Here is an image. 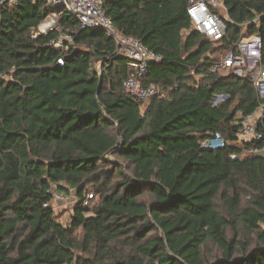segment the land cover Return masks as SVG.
<instances>
[{
	"label": "trees",
	"instance_id": "16d2710c",
	"mask_svg": "<svg viewBox=\"0 0 264 264\" xmlns=\"http://www.w3.org/2000/svg\"><path fill=\"white\" fill-rule=\"evenodd\" d=\"M187 3L102 2L118 32L161 55L142 84L164 96L145 102L123 90L127 59L104 29L81 28L63 13L41 32L54 11L45 0L2 6L0 264H264V154L247 152L263 141L200 145L217 131L235 141L264 102L247 78L208 71L213 55L255 32L264 65V0H223L219 41L191 28ZM62 32L72 42L55 46ZM217 94L225 98L214 104ZM255 129L264 134V109ZM108 156L129 162L131 174ZM70 189L75 202L63 224L52 192ZM252 233L260 244L250 249L240 238ZM209 242L220 251L213 259L203 250Z\"/></svg>",
	"mask_w": 264,
	"mask_h": 264
},
{
	"label": "built area",
	"instance_id": "2783aa9c",
	"mask_svg": "<svg viewBox=\"0 0 264 264\" xmlns=\"http://www.w3.org/2000/svg\"><path fill=\"white\" fill-rule=\"evenodd\" d=\"M16 0H0V12L4 4L15 5ZM47 5L55 8V11L46 18L48 29H51L57 20V16L67 13L73 15L81 28L100 27L115 43L116 54L127 59V76L122 81L125 93L139 101H147L153 95L163 97L164 94L153 85L142 84L146 76L147 67L150 62H158L161 55L150 50L136 38L124 36L118 32L112 21L105 15L102 9L103 0H45ZM226 10L223 0H188L186 13L190 26L211 41H219L226 36V26L221 18L219 10ZM219 12V13H218ZM264 16V13L261 15ZM259 17H255L252 23L257 25ZM56 19V20H55ZM53 23L51 26L50 24ZM249 24V23H248ZM45 32V31H42ZM64 41L72 42V38L66 32H62L53 40L55 46H62ZM261 38L255 32L246 36H241L238 40L228 45L224 56L212 62L208 67L211 73H231L239 77L248 78L257 91L258 97L264 100V65L260 62ZM60 62V61H59ZM225 95L217 94L214 104L224 99ZM264 102L258 106L259 111H263ZM253 121V114H248L242 123V127L237 133L236 140L229 142L224 139L220 132H214L205 137L200 145L203 149H219L226 145L243 147L244 141H263L262 147L251 148L247 152L264 154V134L256 131ZM235 156V155H234ZM52 199H63L57 192H52ZM88 197H91L89 194ZM62 264H76L65 262Z\"/></svg>",
	"mask_w": 264,
	"mask_h": 264
},
{
	"label": "rangeland",
	"instance_id": "374dc122",
	"mask_svg": "<svg viewBox=\"0 0 264 264\" xmlns=\"http://www.w3.org/2000/svg\"><path fill=\"white\" fill-rule=\"evenodd\" d=\"M51 8H53V7H51ZM219 12L221 13V11H219ZM48 21H49V19L45 18L42 21V23L38 26L37 30L41 31V32L42 31H46L48 29L47 27H49V26H47V22ZM53 23L54 22H52L50 25L52 26ZM213 56H215V55H213ZM98 63L99 62L95 63V68L96 69H98ZM196 78L199 79L198 76H196ZM108 157H109L108 159H114L115 161H117L118 165L121 166V170H122L123 173L131 174L133 167L131 166V164L129 162H127L126 160L121 159L118 156H112V157L108 156ZM116 178H119V177H116ZM243 190L245 191V193L242 194L241 205H242V207H245L249 203L250 196L248 195V192H247L246 189L243 188ZM91 200H92V202H90V203H94L95 201H97V196L94 195L91 198ZM74 202H75L74 191L72 189L68 190L67 193H63V199H53L52 200L51 206L53 208L54 213L57 216L58 221H60L63 224L68 223V221L70 219V215H71V212H72V207L74 205ZM217 207H218V210L223 215H226V209H225L223 201L217 200ZM259 229L261 231H264V224H261ZM75 232H76V237L79 239L81 237L80 229L75 230ZM228 235L231 236L232 232L228 231ZM240 239L242 241H245V240L250 241L251 242L250 249L253 248L254 246L260 244V241H259V239H258V237L256 236L255 233H252V234H250L247 237L243 236ZM203 250H204L206 256L209 259H213L214 257H217V256L220 255V251L218 250V248L211 242L207 243V245L204 247ZM81 255L85 256L84 253H81Z\"/></svg>",
	"mask_w": 264,
	"mask_h": 264
},
{
	"label": "crops",
	"instance_id": "0c3cea01",
	"mask_svg": "<svg viewBox=\"0 0 264 264\" xmlns=\"http://www.w3.org/2000/svg\"><path fill=\"white\" fill-rule=\"evenodd\" d=\"M54 11H55V8H54ZM53 11V12H54ZM219 11H221V15L223 16V17H225V18H227V15H226V13H225V11L224 10H222V9H220ZM51 14V13H50ZM47 17V16H46ZM245 25V24H244ZM242 36H246V35H242ZM211 41V40H210ZM227 48H228V46H227ZM227 48H225V50L224 51H220V52H218L215 56H213V58H214V62L215 61H219L223 56H224V54L226 53V51H227ZM229 74V73H228ZM231 74V73H230ZM243 78H246V77H243ZM248 79V78H247ZM249 80V79H248ZM250 81V80H249ZM252 83V82H251ZM261 113H262V111H259L258 109L254 112V113H252L253 114V121H254V123L256 124L257 123V121H258V119L260 118V116H261ZM243 121H244V119L242 120V123H243ZM242 123H241V125H242Z\"/></svg>",
	"mask_w": 264,
	"mask_h": 264
}]
</instances>
